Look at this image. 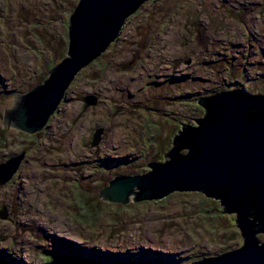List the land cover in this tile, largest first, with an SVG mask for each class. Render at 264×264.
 Masks as SVG:
<instances>
[{
	"label": "rangeland",
	"instance_id": "rangeland-1",
	"mask_svg": "<svg viewBox=\"0 0 264 264\" xmlns=\"http://www.w3.org/2000/svg\"><path fill=\"white\" fill-rule=\"evenodd\" d=\"M78 1L0 0L1 130L12 95L42 83L66 55ZM233 89L264 94V0L143 2L76 76L47 128L0 135V163L23 154L0 186L8 215L0 216V258L46 264L76 252L108 262L192 264L243 246L234 212L205 192L127 203L100 196L115 176L166 161L180 121L197 125L205 116L199 100ZM88 93L97 96L93 105L82 101ZM98 128L104 131L92 145Z\"/></svg>",
	"mask_w": 264,
	"mask_h": 264
},
{
	"label": "water",
	"instance_id": "water-1",
	"mask_svg": "<svg viewBox=\"0 0 264 264\" xmlns=\"http://www.w3.org/2000/svg\"><path fill=\"white\" fill-rule=\"evenodd\" d=\"M145 1L79 0L69 17L66 55L52 66L42 83L24 94L12 95L14 103L4 112L3 130L15 127L39 133L47 128L60 103L67 100L66 93L76 76L118 39L127 19ZM96 101L94 94L84 96L86 105ZM198 103L206 115L197 119V125L186 124L179 130L166 161L150 162V169L143 174L115 176L100 196L121 203L158 199L176 190H199L215 196L225 213L236 215L243 246L192 264H264V241L256 236L264 234V94L233 89ZM102 131L97 129L93 145L100 141ZM179 149H188V153ZM22 157L21 153L0 163V186L14 176ZM0 216L8 217L6 206ZM0 264L17 263L0 258ZM46 264L156 263L136 259L108 262L68 252Z\"/></svg>",
	"mask_w": 264,
	"mask_h": 264
},
{
	"label": "flooded vegetation",
	"instance_id": "flooded-vegetation-1",
	"mask_svg": "<svg viewBox=\"0 0 264 264\" xmlns=\"http://www.w3.org/2000/svg\"><path fill=\"white\" fill-rule=\"evenodd\" d=\"M241 90V89H240ZM10 92H11V90H10ZM204 98H207V97H204ZM83 102H84V97H83V100H82ZM201 106V105H200ZM202 109H203V111H204V114L206 115V109L202 106ZM196 121H197V119H196ZM184 125H186L184 122H181L180 121V127H181V129H182V127H184ZM97 131V130H96ZM96 131L94 132V135H93V140H92V145H93V141H94V137H95V133H96ZM103 131H104V128H103ZM103 131H102V133H103ZM101 133V134H102ZM101 139V138H100ZM99 143V142H98ZM97 143V144H98ZM96 144V145H97ZM174 144H175V142H174ZM19 155V154H18ZM127 175H131V174H127ZM115 178V177H114ZM112 180V179H111ZM110 182V181H109ZM108 182V183H109ZM213 191L214 192H216L217 190L216 189H214L213 188ZM214 196V195H213ZM215 197V196H214ZM216 198V197H215ZM218 199V198H217ZM228 204V203H227ZM223 205V204H222ZM224 206H227L226 204H224ZM259 241H261V240H259ZM243 242H244V240H243ZM243 244V243H242ZM234 250H236V249H232V250H227V251H225V252H223V253H221V254H218V255H215V256H212V257H208L209 259H211V258H215V257H217L218 258V256H221V255H225V254H227L228 252H231V251H234ZM4 259V258H3ZM207 259V258H206ZM7 260H9L10 261V259H7ZM204 260V259H203ZM201 261V260H200ZM170 264H173V263H170Z\"/></svg>",
	"mask_w": 264,
	"mask_h": 264
},
{
	"label": "bare ground",
	"instance_id": "bare-ground-1",
	"mask_svg": "<svg viewBox=\"0 0 264 264\" xmlns=\"http://www.w3.org/2000/svg\"><path fill=\"white\" fill-rule=\"evenodd\" d=\"M231 24H232L233 26H236V25H237L235 22H231ZM51 68H52V67H51ZM51 68H50V69H51ZM50 69H49V70H50ZM48 73H49V71H48ZM126 78H127V76H125V75H124V76H121V77H120V81H123V80H125ZM39 84H40V83H39ZM66 98H67V93H66ZM49 124H50V122H49ZM48 126H49V125H48ZM118 138H119V133L116 131V133L114 134V139L117 140ZM149 235H151V234H150V231H149Z\"/></svg>",
	"mask_w": 264,
	"mask_h": 264
},
{
	"label": "trees",
	"instance_id": "trees-1",
	"mask_svg": "<svg viewBox=\"0 0 264 264\" xmlns=\"http://www.w3.org/2000/svg\"><path fill=\"white\" fill-rule=\"evenodd\" d=\"M63 57H64V55L62 56V58H63ZM49 68H51V67H49ZM45 78H46V77L42 78V79L40 80V82H41V81L43 82ZM0 91H1V89H0ZM11 91H13V90H11ZM15 91H16V92H19L18 90H15ZM0 93H1V92H0ZM5 134H6V131L3 132V131L0 130V135H3V136H4ZM39 134H40V133H39ZM255 191H256V190H254V192H255ZM251 192H252V191H251ZM251 192H250V193H251ZM102 200H104V199H102ZM104 201H106V200H104ZM166 264H168V263H166ZM169 264H170V263H169Z\"/></svg>",
	"mask_w": 264,
	"mask_h": 264
}]
</instances>
